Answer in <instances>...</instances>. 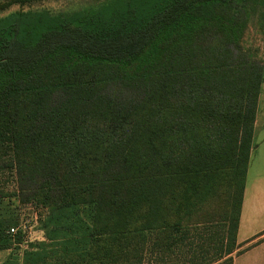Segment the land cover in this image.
I'll return each mask as SVG.
<instances>
[{"label": "trees", "instance_id": "obj_1", "mask_svg": "<svg viewBox=\"0 0 264 264\" xmlns=\"http://www.w3.org/2000/svg\"><path fill=\"white\" fill-rule=\"evenodd\" d=\"M250 26L264 56V0L0 17V176L44 210L28 244L0 215V264H232L264 83Z\"/></svg>", "mask_w": 264, "mask_h": 264}, {"label": "rangeland", "instance_id": "obj_2", "mask_svg": "<svg viewBox=\"0 0 264 264\" xmlns=\"http://www.w3.org/2000/svg\"><path fill=\"white\" fill-rule=\"evenodd\" d=\"M109 0H0V17L14 13H34L45 11L49 14L67 13L79 9L96 7ZM259 33L250 26L242 38V48L247 54V58L258 63L264 68L263 44ZM264 79V73H263ZM264 98V83L260 86L258 101ZM258 107V104H257ZM0 185L5 199L0 205V215L3 217L14 216L17 219V228L25 234L26 243L39 242L42 240V234L36 229V222L40 215L44 214L41 208L31 206H21L17 200L12 197L15 192L14 179L10 174L0 176ZM25 246V245H24ZM23 246V247H24ZM8 252H0V262L5 259Z\"/></svg>", "mask_w": 264, "mask_h": 264}, {"label": "crops", "instance_id": "obj_3", "mask_svg": "<svg viewBox=\"0 0 264 264\" xmlns=\"http://www.w3.org/2000/svg\"><path fill=\"white\" fill-rule=\"evenodd\" d=\"M232 264H264V98L258 101ZM2 253V252H1Z\"/></svg>", "mask_w": 264, "mask_h": 264}, {"label": "built area", "instance_id": "obj_4", "mask_svg": "<svg viewBox=\"0 0 264 264\" xmlns=\"http://www.w3.org/2000/svg\"><path fill=\"white\" fill-rule=\"evenodd\" d=\"M16 231H17L16 228H11V229H10V234H15Z\"/></svg>", "mask_w": 264, "mask_h": 264}]
</instances>
